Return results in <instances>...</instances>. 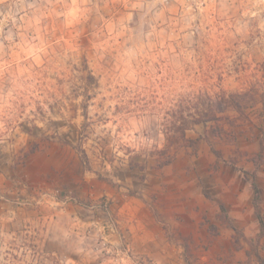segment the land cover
I'll list each match as a JSON object with an SVG mask.
<instances>
[{
  "label": "rangeland",
  "instance_id": "1",
  "mask_svg": "<svg viewBox=\"0 0 264 264\" xmlns=\"http://www.w3.org/2000/svg\"><path fill=\"white\" fill-rule=\"evenodd\" d=\"M263 94L264 0H0V264H264Z\"/></svg>",
  "mask_w": 264,
  "mask_h": 264
},
{
  "label": "crops",
  "instance_id": "2",
  "mask_svg": "<svg viewBox=\"0 0 264 264\" xmlns=\"http://www.w3.org/2000/svg\"><path fill=\"white\" fill-rule=\"evenodd\" d=\"M170 164L163 167L168 168L167 166H169V171L180 168V164L178 161L175 164ZM185 191V193H187V197H198L200 195V192L198 190L192 191L191 188L186 189ZM192 192H194V194ZM138 210L139 212L133 210L126 211V214L124 213V217H126L127 219L125 221H117V223H120L121 225H125L127 227L122 229L124 232L129 229L131 232L135 233V236L133 238L140 243L141 247H147L151 249V247L160 246V244L158 243L162 242L161 234L163 230L161 229L159 224H157V221L155 219L152 220L149 217V215H151L149 210H146L142 207H140ZM121 211L123 212L124 209ZM160 212L163 213L162 210H160ZM137 231L139 233H137ZM156 235L159 236L156 237Z\"/></svg>",
  "mask_w": 264,
  "mask_h": 264
},
{
  "label": "trees",
  "instance_id": "3",
  "mask_svg": "<svg viewBox=\"0 0 264 264\" xmlns=\"http://www.w3.org/2000/svg\"><path fill=\"white\" fill-rule=\"evenodd\" d=\"M250 94H251V92L247 91V92H244L241 94H230L229 96H223L222 98H219V99L210 100L208 103V106H209V111L212 112V115L210 117H208L207 120L197 118L194 121V124L195 125L200 124L203 121H208V119L209 120H218L217 113H224L230 109L241 110L244 106V102H242V100L245 97L250 96ZM250 97L251 98H249V100H252L254 102V104L257 103V101L254 99V95H251ZM261 103H262V109L264 110V94H263ZM178 129L181 131V139L184 141V143H186V146H187V144L188 145H195L196 141L190 140L189 138L186 137V130L188 128H184L182 126ZM177 153H178V151H176L174 155L176 156ZM217 154H218V152H217ZM85 158L87 159V156H85ZM172 160H173V158L166 159V160H164V162L161 165L162 166L168 165L171 163ZM252 178H253L252 187L254 190V206L256 208L257 217L259 219H261L262 218L261 209H260L261 192H260V188H259L257 181H256L255 173H253ZM222 209L224 211L223 207H222Z\"/></svg>",
  "mask_w": 264,
  "mask_h": 264
}]
</instances>
